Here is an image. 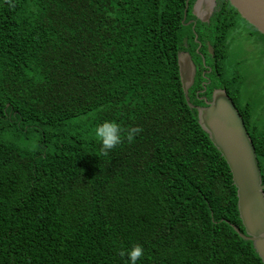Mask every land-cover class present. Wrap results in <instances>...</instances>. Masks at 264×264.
<instances>
[{"label":"trees","instance_id":"16d2710c","mask_svg":"<svg viewBox=\"0 0 264 264\" xmlns=\"http://www.w3.org/2000/svg\"><path fill=\"white\" fill-rule=\"evenodd\" d=\"M192 1L0 0V264H126L136 244L137 264H264L235 229L229 166L182 88ZM211 26L210 88L231 95L264 182V83ZM104 120L122 135L107 156Z\"/></svg>","mask_w":264,"mask_h":264},{"label":"water","instance_id":"95a60500","mask_svg":"<svg viewBox=\"0 0 264 264\" xmlns=\"http://www.w3.org/2000/svg\"><path fill=\"white\" fill-rule=\"evenodd\" d=\"M240 16L264 34V0H228ZM215 0H196L195 11H210ZM211 7V6H210ZM182 88L190 107L196 109L198 123L227 162L236 187L237 209L244 231L235 227L264 263V182L253 141L234 101L225 89H216L205 105L189 100L195 65L188 52L177 57Z\"/></svg>","mask_w":264,"mask_h":264},{"label":"flooded vegetation","instance_id":"af4514ba","mask_svg":"<svg viewBox=\"0 0 264 264\" xmlns=\"http://www.w3.org/2000/svg\"><path fill=\"white\" fill-rule=\"evenodd\" d=\"M195 9L196 0H193L189 10H185L184 19H186L185 24L191 27L194 33L192 41L196 42L197 45L193 46L191 42L188 41V37L185 36L183 38V47L180 51L188 52L195 65L193 82L188 89L189 94L194 95L193 99L202 102V104L195 105H205L206 100H211L214 90H226L224 86H214L210 88L213 80L218 81L220 79L217 68L218 58H216V51H219L220 48H216L217 43L214 44L212 42L216 39V31L212 30L213 28L211 25L218 23L220 25L218 32L222 37L227 36V41H229L231 36L233 37L230 41L235 40V37H241L244 35L243 32L246 29L248 30L247 34L251 37L257 34H255L253 30L254 26L243 19L228 0H215L214 5L210 2L208 7L210 11H208V13H206V11H195ZM258 39H260L259 36ZM248 40L253 41L250 37H248ZM258 43H256V46L249 45L253 52H257L261 49V43ZM219 58H221V56ZM228 95L232 98L230 94Z\"/></svg>","mask_w":264,"mask_h":264},{"label":"clouds","instance_id":"9594fccd","mask_svg":"<svg viewBox=\"0 0 264 264\" xmlns=\"http://www.w3.org/2000/svg\"><path fill=\"white\" fill-rule=\"evenodd\" d=\"M140 129L132 128L128 132V139L131 140ZM94 137L101 146V153L105 156L122 142L121 127L112 120H104L94 128ZM127 256L126 264H137V261L144 255V249L136 244L122 255Z\"/></svg>","mask_w":264,"mask_h":264},{"label":"rangeland","instance_id":"374dc122","mask_svg":"<svg viewBox=\"0 0 264 264\" xmlns=\"http://www.w3.org/2000/svg\"><path fill=\"white\" fill-rule=\"evenodd\" d=\"M247 33H248V30L246 29L243 32L244 35H242L241 37H235V40L232 41L233 43L232 49L236 52L235 57L238 60H241L242 62L246 61L247 74L249 75L248 77H251L255 83H257L258 85H261L262 87L264 83L263 81L264 80V56L261 53V49H259L257 52H253V50L249 46V45L256 46V43L259 42L258 44H260L262 40L258 39L257 35H254L253 37H251ZM248 37L252 38L253 41H249ZM255 60L259 61L258 62L259 65L254 64ZM261 164L264 167V159L261 160Z\"/></svg>","mask_w":264,"mask_h":264}]
</instances>
